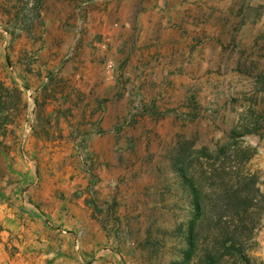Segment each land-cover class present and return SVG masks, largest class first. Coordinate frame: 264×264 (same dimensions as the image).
Listing matches in <instances>:
<instances>
[{"label": "rangeland", "instance_id": "1", "mask_svg": "<svg viewBox=\"0 0 264 264\" xmlns=\"http://www.w3.org/2000/svg\"><path fill=\"white\" fill-rule=\"evenodd\" d=\"M59 3L61 0H53L48 6L52 17L58 13ZM189 3L200 14L197 23L206 27L198 38L211 47L208 71L215 77L212 90L202 91L196 99L191 94L183 101H188L191 113L181 111L161 130L148 129L141 153L140 148L125 153L116 147L115 154L109 153L118 160L107 171L113 176L107 186L114 196L101 207L94 205L113 240L96 250L104 257L100 264H206L211 260L264 264V0ZM162 4L167 6L163 0ZM159 5L158 0H69L59 11L65 28L52 26V31L33 33L20 30L35 21L44 22L38 19L36 8L20 0L13 9L0 4V96L5 108L21 114L19 92H25L27 119V88L36 92L43 76L64 91L79 92L63 81L61 68L79 66L88 42H105L110 48L108 35L97 27L137 30ZM97 11H104L105 17ZM167 23H173V18ZM33 39L42 43L35 53L29 47ZM44 65H50L49 70ZM14 74L22 77V90L4 85L5 78ZM145 104L141 98L133 99L115 128L119 131L122 125H133L149 109ZM34 109V129L26 139L56 136L45 128L49 119L39 113L38 100ZM6 117V121H15ZM1 133L19 139L15 128ZM78 138L86 141L79 134L73 138L68 163L37 158L33 160L36 171L40 165L43 171L71 172L83 167L97 182L94 168L98 159L89 150V166L85 164L75 148ZM93 189V193L98 191Z\"/></svg>", "mask_w": 264, "mask_h": 264}, {"label": "crops", "instance_id": "2", "mask_svg": "<svg viewBox=\"0 0 264 264\" xmlns=\"http://www.w3.org/2000/svg\"><path fill=\"white\" fill-rule=\"evenodd\" d=\"M16 1L0 0V4L13 9ZM25 1L36 8L38 19L44 22L35 21L20 31L40 33L52 31V26L66 27L59 20L63 15L59 11L65 9L69 0H61L53 17L49 11L53 0H20L22 4ZM163 1L167 6L158 0L160 5L149 12V20L144 18L137 30L131 26L122 30L115 27L112 31L97 27L108 35L110 48L105 42H88L79 66L61 68L63 81L72 83L79 92L64 91L58 87L60 84L43 76L35 97L39 113L49 119L45 128L56 132V136L49 140L37 136L22 138L25 92H19L23 101L21 114L9 107L0 111V264H100L104 257L96 250L113 240L103 226L102 215L95 213V205L101 207L114 196L111 186H107L113 176L107 171L114 169L118 160L109 153L114 147L119 152H138L141 142H147L148 129L153 126V130H161L181 111L191 113L192 107L183 101L191 94L196 99L202 91L212 90L215 77L208 71L212 64L211 47L198 38L206 27L197 23L200 14L189 3L200 0ZM98 16L104 18V11ZM172 18L173 23L168 24ZM41 46L40 40L29 43L34 53ZM111 64L114 70L110 69ZM44 67L49 70L50 65ZM4 85L22 90L25 84L19 74H14L5 78ZM44 89L50 92H43ZM140 98L149 109L133 125H122L118 131L115 124L128 113L132 100ZM181 103L186 107H181ZM7 115L15 121H3ZM13 128L19 132L17 140L1 133ZM77 134L86 139L88 149L98 159L94 168L97 182L83 167L71 172L43 171L40 165L36 171L33 160L37 158L68 163ZM46 178L50 181H41ZM30 180L34 181L26 185ZM93 188L98 191L93 193ZM77 234L79 248L75 244ZM59 236L63 241L58 240Z\"/></svg>", "mask_w": 264, "mask_h": 264}, {"label": "built area", "instance_id": "3", "mask_svg": "<svg viewBox=\"0 0 264 264\" xmlns=\"http://www.w3.org/2000/svg\"><path fill=\"white\" fill-rule=\"evenodd\" d=\"M110 69L114 70V66L111 64ZM27 101L29 106V113L27 114V119L25 121V128H24V140L26 137L33 131L34 129V122H35V106H36V97L35 92L31 90L30 88H27ZM138 109V108H137ZM136 110H133V112L129 115L128 121L132 118L134 112ZM86 141L83 139L78 138L75 143V148L77 152L79 153L80 158L85 162L87 166H89V149L88 146H86ZM65 232H67L65 230ZM75 244L76 247H80V235L77 234L75 237Z\"/></svg>", "mask_w": 264, "mask_h": 264}, {"label": "trees", "instance_id": "4", "mask_svg": "<svg viewBox=\"0 0 264 264\" xmlns=\"http://www.w3.org/2000/svg\"><path fill=\"white\" fill-rule=\"evenodd\" d=\"M3 108H5V102H4V100H3V98L0 96V111L3 109ZM7 120V117L5 116V117H3V121H6ZM192 185V184H191ZM192 187H193V185H192ZM195 197H196V199H197V195L195 194ZM197 204L199 205V201L197 200ZM246 261V264H248L249 262H247V261H249V260H245ZM206 264H220L219 262H216L215 263V261H208ZM221 264H222V262H221ZM250 264V263H249Z\"/></svg>", "mask_w": 264, "mask_h": 264}]
</instances>
